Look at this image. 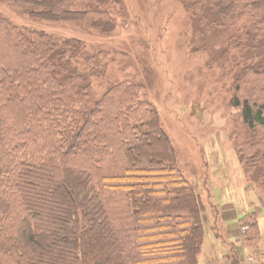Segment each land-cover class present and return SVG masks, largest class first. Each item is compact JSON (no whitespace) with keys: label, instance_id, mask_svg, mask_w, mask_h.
<instances>
[{"label":"trees","instance_id":"1","mask_svg":"<svg viewBox=\"0 0 264 264\" xmlns=\"http://www.w3.org/2000/svg\"><path fill=\"white\" fill-rule=\"evenodd\" d=\"M1 1L32 20L116 28L110 0ZM181 2L218 47L209 64L236 69L230 105L247 141L261 144L264 0ZM102 54L0 14V264H198L200 197L136 87L94 96ZM253 156L264 188V161Z\"/></svg>","mask_w":264,"mask_h":264},{"label":"rangeland","instance_id":"2","mask_svg":"<svg viewBox=\"0 0 264 264\" xmlns=\"http://www.w3.org/2000/svg\"><path fill=\"white\" fill-rule=\"evenodd\" d=\"M110 3L116 28L104 35L80 23L32 20L24 6L8 1L0 0V14L13 25L80 39L102 52L96 57L103 74L90 79L96 98L128 83L156 110L177 146V168L204 208L198 264H264V188L253 156L264 161V129L257 130L261 144L256 137L247 141L240 113L230 105L236 69L205 66V53L218 47L193 29L178 0Z\"/></svg>","mask_w":264,"mask_h":264},{"label":"bare ground","instance_id":"3","mask_svg":"<svg viewBox=\"0 0 264 264\" xmlns=\"http://www.w3.org/2000/svg\"><path fill=\"white\" fill-rule=\"evenodd\" d=\"M178 1L181 3V6H182V8H183V10H184V12H185V14H186V16L189 18L188 14L186 13V11H185V9H184V6H183L181 0H178ZM205 54H206V59H203V60H204L205 66H207V65H209V62H210V55L208 54V52H206ZM211 68H212L213 70H215V69L218 70L219 66H218V65H212ZM224 68H225V69H229V67L226 66V65H224ZM225 125L230 126L232 130L234 129V125H233L232 121L225 120V121H224V126H225ZM230 127H229V128H230ZM187 132H188L189 134L191 133V132H189V131H187ZM192 136H193V134H192ZM190 137H191V136H190ZM191 138H193V137H191ZM174 147H175V149H176L177 146L175 145ZM233 147L235 148V146H233ZM176 151H177V149H176Z\"/></svg>","mask_w":264,"mask_h":264}]
</instances>
